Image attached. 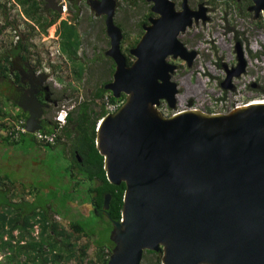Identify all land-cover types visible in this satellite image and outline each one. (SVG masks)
<instances>
[{
	"label": "water",
	"instance_id": "obj_1",
	"mask_svg": "<svg viewBox=\"0 0 264 264\" xmlns=\"http://www.w3.org/2000/svg\"><path fill=\"white\" fill-rule=\"evenodd\" d=\"M43 1L60 11L55 0ZM145 1L157 16L141 25L126 64L122 32L113 21L116 0H88L104 15L105 54L113 61L102 86L113 97L123 93L94 129L105 179L124 183L119 219L106 212L109 193L100 206L111 225L105 264H139L145 249L159 250L160 264H264V101L223 112L185 107L162 113L159 100L173 108L177 93L170 78L175 65L165 57L170 53L189 64L195 53L176 37L190 14L185 0L181 11L172 0ZM252 2L264 20V0ZM38 75L39 82L46 77ZM28 85L16 104L26 111L30 132L41 129V103L35 83L29 79Z\"/></svg>",
	"mask_w": 264,
	"mask_h": 264
},
{
	"label": "rangeland",
	"instance_id": "obj_2",
	"mask_svg": "<svg viewBox=\"0 0 264 264\" xmlns=\"http://www.w3.org/2000/svg\"><path fill=\"white\" fill-rule=\"evenodd\" d=\"M190 1L194 3L201 0ZM202 1L206 2V4L211 7L213 19L211 21H207L203 25L199 24L197 26L198 34H200V40L202 41L200 48L202 47L201 49L205 50H203V52H207V39L213 38L216 40L219 39L218 37L226 38L230 33L225 31V25H234L237 29L242 28V30H246L247 37L249 34L251 35L249 39L253 36L256 37L258 46L261 48V56H257V72L254 73L253 67L250 66L249 68L252 71L245 73L238 83H240L242 87L243 82L253 79L256 80L258 84L264 86V36L261 35L264 34L263 18L260 20L257 19L255 26L248 15L237 13L234 10L231 11L229 9H225L228 14V20L224 21L221 18L224 13V0ZM38 2H40L39 5H43L44 3L43 0H38ZM64 3L66 5V2ZM149 3L151 4L150 1L145 0H116L113 21L120 27L122 33H124L122 41L123 45L133 41L141 33L139 24L142 20L140 19L144 18V15L148 10ZM21 10V6L16 0H0V53L11 47L17 36L21 37L24 42H28V52L25 53L27 61L34 66L33 68L37 72L40 70L46 74L47 79L44 83L49 85L51 89V97L55 98V104L50 105L48 110V117H50V121H52L54 111L61 104H72V111H74L79 102L89 100L93 89L98 85H101V83L103 85V83L110 77L108 68L106 67L108 60L104 57H102L104 59H102L101 62L93 60L95 50L97 49L98 51H101L107 46L106 38L104 37L103 32L102 20H99L97 17H93L95 14L93 13V10L88 7L87 3L82 1L78 4L77 19L74 23L79 36L80 44L77 49L76 60L84 64L83 72L78 78L73 73L71 64H69L65 57L57 51L56 31L53 30V28L57 23L58 17H56L54 21L46 27L45 31H39L37 26H35V22H33L32 19H26L22 15ZM44 12L47 17H49L48 10H45ZM60 17H65V12H62ZM12 24H15V26L13 27ZM251 41H249V43ZM96 55H98L96 57L101 56L100 52H97ZM205 58L206 57L202 54L197 57V59L201 61V65L205 70H201L199 66L194 69H178L172 75V78L175 82H177L179 88L178 94L176 95L177 103L175 108L172 110L162 104L160 109L162 113L170 114L174 110L184 108L186 100L189 98L194 101L192 106L195 105L198 108H203V110H209L208 112H211L214 101H217L220 96H225V94H227L226 91L222 90V88L217 84V80L211 79V74L213 76H216V74L214 72H210L211 70L209 69L207 70H209L211 74H208L209 72L207 73L206 64H204ZM252 64H254V61H252ZM239 92H241V89ZM239 92H235L234 95L241 102L254 98L264 99L263 93L257 94L252 91H244L242 93ZM230 96L232 97L233 94ZM4 103V108L10 111L12 115L17 112V110H9L7 105L8 101L4 100ZM94 108L97 107L94 106ZM62 140L67 142L68 139L63 138ZM27 143L26 139L17 143H10L6 146L0 142V157L5 156L6 159H10L11 163L14 161L17 163V167L14 166V169H2L3 171H6V175H8V177H12V179L15 178V180L20 178L23 182H21V184L28 186L32 185L36 190L40 188L38 191L34 192L36 199L54 201L57 206L56 210L62 213L66 212L65 214L67 215L75 212L83 227L87 228L88 226L96 228L98 221H100L99 224L103 226L105 222L101 220L102 218L100 219L97 214H92L89 209L85 211L84 217H81L83 216L81 211H72L73 208L66 203V199L68 197L70 198V196L67 193L69 188L63 178V175L69 176V172L64 168L67 164H72L73 160L69 156L63 155V145H41L30 150L29 148L27 149ZM9 149L12 150L11 156L7 154ZM76 160L78 161V159ZM82 183H80V187H82V185L86 186V183ZM14 192L17 194L20 193V190H15ZM31 195L32 193L30 194V197H32ZM17 196L22 197L23 199H27L29 197L25 190ZM10 198L15 199L14 196ZM80 199L85 200V197L83 196ZM32 202L33 201L30 200L28 202L29 205H32ZM79 202L80 201H78V203ZM17 205L19 206V203H17ZM25 207L26 206H24V210ZM91 237V235H88L83 238H87V241H89ZM107 238V233L103 231L101 233L100 240L102 242H106ZM78 241L80 242L81 238H79ZM144 251L145 250H142L139 264H155L153 263L154 255ZM86 253L87 256H90L93 253L92 244L86 248ZM1 256L2 253H0V257ZM75 263L76 261L72 258L68 261L60 262V264Z\"/></svg>",
	"mask_w": 264,
	"mask_h": 264
},
{
	"label": "trees",
	"instance_id": "obj_3",
	"mask_svg": "<svg viewBox=\"0 0 264 264\" xmlns=\"http://www.w3.org/2000/svg\"><path fill=\"white\" fill-rule=\"evenodd\" d=\"M21 6L22 15L27 19L35 22L39 31H45L46 27L56 18V14L48 11L49 17L44 12L42 5L38 0H16ZM144 19V18H143ZM143 19H140L143 21ZM14 27L15 24H12ZM57 34V51L71 64L73 73L78 78L81 76L84 64L77 59V49L80 41L74 22H67L66 19L59 21ZM124 34V33H123ZM135 42V39H134ZM133 42H128L131 45ZM28 42H24L21 37H16L13 45L0 53V78L8 77L10 72V59L13 55H18L20 59H26L28 52ZM126 49V48H125ZM130 60L126 59V63ZM34 67V66H33ZM107 93L110 101L122 100L123 93L118 97H113L109 90L103 88L102 83L95 87L91 93L90 99L78 103L75 113L66 115V123L62 125L52 143H43L37 141L30 135L24 133L16 139L10 138L6 133L10 125L11 118L25 117L23 111H17L14 115L4 108V100L8 98L0 97V140L7 144L19 142L29 136L32 142L40 145H53L67 138L70 146L77 149L76 155H71L73 165L80 172L79 179L86 183V195L92 201V211L105 222L104 231L107 233L110 227L109 221L102 215L99 206L102 203L104 193H109L108 208L106 212L112 219H119L120 205L124 183L120 181L113 184L105 179L102 169V156L94 147V126L96 120L104 114L102 97ZM54 98V97H53ZM55 100V98H54ZM96 106L97 108H94ZM209 111V110H208ZM11 115V116H10ZM54 126L50 121L49 127H42L41 130H51ZM79 160L77 161L76 159ZM3 179L0 176V180ZM27 193V191H26ZM21 211L16 207L2 206L0 209V264H60L62 261H68L74 257L77 259L76 264H105L112 242L107 238L106 242L101 240L92 245L93 253L87 256L86 248L89 241L84 244H70V242H61L56 236L61 234L56 223L49 222L47 218L38 211L20 217ZM40 216L38 219L39 229L36 234H32V224L36 219L34 216ZM69 227L79 234L86 236L94 231V227H83L81 221H69ZM16 228V234L12 230ZM51 231V232H50ZM4 233L6 238H3ZM107 237V236H106ZM13 241V242H12ZM22 241V242H21ZM146 253L154 255L153 263L160 264V251H151L145 249Z\"/></svg>",
	"mask_w": 264,
	"mask_h": 264
},
{
	"label": "flooded vegetation",
	"instance_id": "obj_4",
	"mask_svg": "<svg viewBox=\"0 0 264 264\" xmlns=\"http://www.w3.org/2000/svg\"><path fill=\"white\" fill-rule=\"evenodd\" d=\"M82 1L84 3H87V5L89 7L88 0H65L66 5H65L64 10H62L59 3H57V1H55L56 4L58 5L60 11H56L55 9H51L49 7H44L42 5V8L44 11L48 10L52 14H56L57 15L56 17H58L57 23L55 24V27L53 28V30L57 31L59 21L61 19H66L67 22H71V21L74 22L77 19L78 4ZM172 1L174 4V9L177 11H181L182 10L181 0H172ZM185 1L187 4L185 13L190 14V23L185 25L184 29L180 30L177 33L176 37L181 42L182 46L186 50L193 49L195 51V53H194L193 57L191 58L189 64H187L186 59L181 58L180 56L172 57L170 53L167 54V56L165 57V60L167 62L173 63L175 65V67L171 73L170 78L172 80H174L172 78V75L178 69H194V68L199 66L201 68V70H205V69H203V66L201 65V61L199 59H197V57L200 54H202L203 56L206 57L205 63H204V64H206V70L207 69L211 70L210 72H214L216 74V76H213L209 72V70H207V73L209 72L208 74H211V79L217 80V84L222 88V90L226 91V93H227V94H225V96H220V98H218L217 101H214L215 106L213 105L212 107H218V106L229 107L232 104L237 103V102H240L241 104H246V103L251 102L252 100L260 99V98H254V99L246 100L245 102H241L234 95L235 92H239L240 89H241V92H239V93H242L244 91H252L253 93H257V94H262V93L264 94V86L258 84V82L256 80H253V79L247 80L246 82H243L242 87H241L240 83H238V81L241 80V78L243 77V75L245 73H247L248 71H252L249 68L250 66L253 67L254 73L257 72L258 65L256 64V62H257V56H261L260 55L261 48H260V46H258V43L256 41V37L253 36L251 39H249V37H251V35L249 34V36L247 37L246 30H242V28L237 29L236 27H234V25H225L224 26V29H226L225 31L227 33H230V34H228L226 38L225 37H218L219 39H216V40L213 38L207 39V42H206L208 44V47H206L207 52H203L204 49L202 50L201 49L202 47L200 48V44L202 41L200 40L201 36H200V34H198L197 26L199 24L203 25L207 21H211L213 19V16L211 13L212 9L209 5L206 4V2H204L202 0L194 2V3L190 0H185ZM252 3H253L252 0H224L223 4L225 7L223 8L224 13L222 14L221 18L224 21H227L228 20L227 19L228 14L225 11V9L226 10L229 9L231 11L234 10L237 13L248 15V17L251 18L254 25L256 26L257 19L260 20L262 18V16H261L260 10L255 12L252 9V7H251ZM150 5L151 4L149 3L148 10L146 11V13L144 15V19L139 24V28H140L141 32H142L141 25L142 24H144V25L148 24L147 17L157 16V13L152 12L149 9ZM62 12H65V17H60ZM93 13L95 14V15H93V17H97V18H99V20L100 19L102 20L104 37L106 38V43H107V46L103 50H101V51H98L97 49L95 50V54L93 55V57H94L93 60H95V61L97 60L98 62H101L102 59H104V58L107 59L108 63L106 64V67L108 68V72H109L110 77H111V73L113 70V61L108 55L105 54V50L108 47V37H107L105 30H104V15L100 14V13L96 14L94 11H93ZM195 15H197V16H195ZM202 16H204V19H202ZM223 32H224V30H223ZM261 35L264 36V34H261ZM138 37L135 38V41L137 40ZM56 38H57V34H56ZM123 38H124V34L122 33L121 39L119 41V48H120V51L122 52V54L124 55L125 63H126V59L130 60V61L133 59V56L129 54L128 49L135 42L133 40L132 41L133 43L131 45H127L128 43L126 45H123V42H122ZM249 41H251V42L249 43ZM97 52H100V54H101L100 57H96V56H98V55H96ZM102 57H104V58H102ZM250 60L254 61V64H252V61H250ZM130 61L126 64H129ZM210 67H212V68H210ZM10 72H11V75H9L8 77H1L0 78V95L3 98H5V97L8 98V99H6V101H8L7 105L9 107V110L12 109V111L13 110L23 111L17 106L16 102L18 101V99H20L21 96H23V95L25 96L27 94L26 90L29 87L28 80L30 79L35 83V85H33L35 90H36L35 95H36V98L38 99V101L41 103V114H40L41 128L46 127V121H50L49 120L50 117H48V110L50 108V105L55 104L54 98L51 97V89H50L49 85L44 83L47 78L45 77V79H43L42 81L39 82V78H40V76L38 75L39 73H37V71L33 68L32 64H30L26 59H20V57L18 55H15L10 59ZM218 74H220V75H218ZM110 77H109V79H110ZM109 79H107V81ZM176 87H177V93H176V95H177L178 91H179L177 82H176ZM232 94H233V96L231 97L230 95H232ZM193 102L194 101L191 98L187 99L185 107H196L195 105L192 106V104H194ZM176 103L177 102L175 100L174 107L170 108L167 106V103L165 102V100L160 99L157 107L160 110L161 105L164 104L165 107L172 110L175 108ZM76 108H77V106L75 107V110H76ZM72 109H73V106L69 112V113H71V115L75 113V110L72 111ZM199 109L203 110V108H199ZM174 111H176V110H174ZM206 111H208V110H206ZM23 112L26 114V111H23ZM26 115H25V117H26ZM25 117H24V119H25ZM76 151H77V149L75 147H73V146L70 147V154L71 155H76ZM78 160H79V158H78ZM5 184H8V179H4V178L1 179L0 180V189L4 188V190L5 189L7 190V187ZM82 186H83V191L86 193V186L87 185L86 186L82 185ZM26 191H27V194L30 196L31 190L27 189ZM86 197H87V201L89 203V211H91L93 214L94 212L92 211V208H93L92 201L90 200L89 196L86 195ZM109 199H110V195H109ZM109 199H108V201H109ZM36 200L39 203L40 200L39 199H36ZM39 205L42 206L43 204H39ZM100 206H99V210H100ZM107 208H108V204H107ZM38 211H39V213H42L47 218V220L49 222L56 223L58 230L60 229L62 231L59 236H56L57 239L61 240V242H64V243L70 242V244L78 245L79 243L84 244L87 241V238L86 239L83 238V237H87L86 235L79 234L67 226V224L65 223V221L69 222V219H67V217H66L67 214L60 215V214L56 213V214H58V219H54V218H52V214L54 212L47 211L45 209H40ZM84 213H85V211L82 213L83 216H81V217H84ZM39 218H40L39 215L34 216V219H36V221H34L32 224V232H31L32 234H36L38 232V229H39L38 219ZM101 220H103V219H101ZM63 223H64V226L62 225ZM99 223H100V221H98V223L96 224V228H94V231L90 232V235L92 237L89 239L88 246H90V244L93 245L97 241L100 240L101 233L104 231L103 229L106 227V225L103 224V226H102ZM109 224H110V222H109ZM109 229H110V227L107 230V235H108ZM13 234H16V233H13ZM3 238H6L5 233H4ZM79 238H81L80 242L78 241Z\"/></svg>",
	"mask_w": 264,
	"mask_h": 264
},
{
	"label": "crops",
	"instance_id": "obj_5",
	"mask_svg": "<svg viewBox=\"0 0 264 264\" xmlns=\"http://www.w3.org/2000/svg\"><path fill=\"white\" fill-rule=\"evenodd\" d=\"M49 124H50V121H46V127H49ZM25 138H26V140L28 142L27 143L28 144L27 149L29 148L30 150H32L33 148H37L38 146H41L40 144L32 142L29 136H26ZM0 142L2 144H4L5 146L9 145L5 141H2V140H0ZM56 144H61V146L63 145L62 146L63 147V155L64 156H69L71 158V154H70V147L71 146H70L68 140H67V142L66 141H61V142L56 143ZM11 152H12V150L9 149L7 154L11 156L12 155ZM9 162H10V159H8V158L6 159L5 156L4 157L3 156L0 157V176H2L4 179H8V184H5L6 187H7V190L6 189L4 190V188L0 189V209H1L2 206H4V208L7 207V206L16 207L18 210L21 211V214H20L21 217L24 216V215H27L28 213H31L33 211H38L40 209H45L47 211H52V212L58 213L60 215L66 213V212L62 213V212L56 210L57 206H56V203L54 201H50V200H47V199H41L39 201V203H38L36 198H35L34 192L38 191L40 188H38L36 190L35 187H33L32 185L28 186V185L21 184L22 181L20 180V178L15 180V178L12 179V177H8V175H6V171H3L2 169H5V170L6 169H14L13 168L14 166L17 167L16 161H14L13 163L10 162V165H9ZM64 169L69 172V176H64L63 175V178L65 179V182L68 185L69 190L67 191V193H68V195L71 198L70 199L68 197L66 199V203L70 207L73 208L72 211H76V210L77 211H81V214H82L84 211H87L89 209V203L87 201L86 193L83 191V186L80 187L81 186L80 183H82V181L79 179V177H80L81 174H80V172L77 171L76 166H74L71 163L67 164ZM84 183L85 182H83L82 184H84ZM27 189L31 190L30 192L32 193V195H31L32 197L29 196V198L23 199L22 197L17 196L18 194H21L22 192H24V190L26 192ZM15 190H20V193L15 194V192H14ZM32 190H33V192H32ZM64 194H65V191H64ZM13 196H14L15 199L10 198V197H13ZM83 196L85 197V200L84 199H80ZM30 200L33 201L32 205H29V203H28ZM78 201H80V202L78 203ZM17 203H19V206L17 205ZM39 204H43V205L40 206ZM21 205L26 206L25 210H24V206H21ZM66 217H67V219H69V221H71V220L77 221L79 219L77 214H75V212L71 213V214H68ZM65 223L69 227V225H68L69 222L65 221ZM62 225L64 226V223ZM12 232L16 233L17 229L14 228L12 230ZM72 259H74L77 262L76 258L72 257Z\"/></svg>",
	"mask_w": 264,
	"mask_h": 264
},
{
	"label": "built area",
	"instance_id": "obj_6",
	"mask_svg": "<svg viewBox=\"0 0 264 264\" xmlns=\"http://www.w3.org/2000/svg\"><path fill=\"white\" fill-rule=\"evenodd\" d=\"M57 3H59L62 10L65 9V0H55ZM62 2V4H61ZM41 71L39 70L40 73ZM264 100V99H261ZM122 100H116V101H110L108 99L107 93H105L102 97V105L104 109V114L108 112H112L116 109V107L120 104ZM241 105L240 102L234 103L229 107H212L211 112H217V111H227L232 107ZM72 104L69 105H63L61 104L52 115V121L54 123V126L51 130H41V129H34L32 131H27L24 125V117H19L17 119L11 120L10 125L6 129V133L10 136L12 139H16L19 135L24 133H30L34 139L37 141L43 142V143H52L55 139L56 134L58 133L59 129L62 127V125L65 123L66 115L70 112L72 108ZM100 119V118H99ZM99 119H97L95 125H97ZM52 218L58 219V214L53 213Z\"/></svg>",
	"mask_w": 264,
	"mask_h": 264
},
{
	"label": "bare ground",
	"instance_id": "obj_7",
	"mask_svg": "<svg viewBox=\"0 0 264 264\" xmlns=\"http://www.w3.org/2000/svg\"><path fill=\"white\" fill-rule=\"evenodd\" d=\"M261 11V10H260ZM170 56V55H169ZM172 56V55H171ZM252 101H264V100H261V99H255V100H252Z\"/></svg>",
	"mask_w": 264,
	"mask_h": 264
},
{
	"label": "clouds",
	"instance_id": "obj_8",
	"mask_svg": "<svg viewBox=\"0 0 264 264\" xmlns=\"http://www.w3.org/2000/svg\"><path fill=\"white\" fill-rule=\"evenodd\" d=\"M99 118H100V117H99ZM99 118H98V119H99ZM65 121H66V120H65ZM96 121H97V120H96ZM95 123H96V122H95ZM94 128H96V125L94 126Z\"/></svg>",
	"mask_w": 264,
	"mask_h": 264
}]
</instances>
